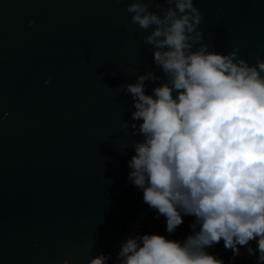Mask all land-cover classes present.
<instances>
[{
    "label": "water",
    "instance_id": "95a60500",
    "mask_svg": "<svg viewBox=\"0 0 264 264\" xmlns=\"http://www.w3.org/2000/svg\"><path fill=\"white\" fill-rule=\"evenodd\" d=\"M130 2L0 0V264H88L146 209L124 88L152 72L150 95L164 74ZM193 3L209 50L264 58V0Z\"/></svg>",
    "mask_w": 264,
    "mask_h": 264
},
{
    "label": "clouds",
    "instance_id": "9594fccd",
    "mask_svg": "<svg viewBox=\"0 0 264 264\" xmlns=\"http://www.w3.org/2000/svg\"><path fill=\"white\" fill-rule=\"evenodd\" d=\"M152 7L157 11L144 0L126 5L131 23L150 29L142 40L164 74L150 95L145 80L160 79L152 72L124 88L133 101V134L142 137L127 161V181L164 217L166 233L185 216L195 220L183 240L129 235L114 264H225L207 250L221 241L234 257L244 247L264 264V58L250 65L235 47L209 50L193 0ZM110 260L100 254L88 264Z\"/></svg>",
    "mask_w": 264,
    "mask_h": 264
},
{
    "label": "built area",
    "instance_id": "2783aa9c",
    "mask_svg": "<svg viewBox=\"0 0 264 264\" xmlns=\"http://www.w3.org/2000/svg\"><path fill=\"white\" fill-rule=\"evenodd\" d=\"M145 206H146V209L138 215V217L132 223L131 227L126 231V234L122 238H120V240L117 242V244L115 246H113L110 253L108 255H106V256L111 257L109 264H114V262L117 259L116 254L119 250L120 243L125 238H127L129 235H133V234H137V233H139L141 235H143V234H160V235H164L166 238H169L172 240H183L187 235L191 234V232H189V233L179 235L178 237H175L174 234L180 225L177 227L175 232L172 234L166 233L165 229H159V230L156 229V223L158 222L159 218H156V213L154 210L150 209L147 204H145ZM186 217H188V216L183 217V221ZM250 243L252 244L253 247H255L254 241H252ZM207 250L209 251V253L213 254L215 252V246H213ZM226 253H227V258L224 261L225 264H230V262H231V264L250 263L256 258V256L249 257L247 255L244 247L240 248V255L239 256L234 257L231 250H228Z\"/></svg>",
    "mask_w": 264,
    "mask_h": 264
},
{
    "label": "crops",
    "instance_id": "0c3cea01",
    "mask_svg": "<svg viewBox=\"0 0 264 264\" xmlns=\"http://www.w3.org/2000/svg\"><path fill=\"white\" fill-rule=\"evenodd\" d=\"M194 220H195V218L194 217H190V216H188V218H185L183 223L178 227L177 231L175 232V234H174L175 237H178L179 235L191 232V229L189 228V225L191 223H193ZM161 228L165 229V226L162 225ZM213 254L216 255L217 257L221 258L219 256V254H218V251L216 249H215V252ZM254 261H256V258H255ZM242 264H246V263H242Z\"/></svg>",
    "mask_w": 264,
    "mask_h": 264
},
{
    "label": "trees",
    "instance_id": "16d2710c",
    "mask_svg": "<svg viewBox=\"0 0 264 264\" xmlns=\"http://www.w3.org/2000/svg\"><path fill=\"white\" fill-rule=\"evenodd\" d=\"M190 217H193V216H190ZM186 218H188V217H186ZM162 225L163 226H165V220H164V217H159V220H158V222L156 223V229H163V228H161L162 227ZM216 250L218 251V254H219V256L221 257V259L223 260V261H225V259L227 258V251L228 250H230V249H225L224 247H223V243H218V244H216ZM247 264H255L254 262H251V263H247Z\"/></svg>",
    "mask_w": 264,
    "mask_h": 264
}]
</instances>
